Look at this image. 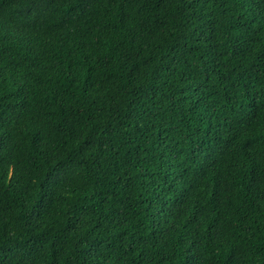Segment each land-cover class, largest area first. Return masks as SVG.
Masks as SVG:
<instances>
[{"label":"trees","instance_id":"1","mask_svg":"<svg viewBox=\"0 0 264 264\" xmlns=\"http://www.w3.org/2000/svg\"><path fill=\"white\" fill-rule=\"evenodd\" d=\"M0 264H264V0H0Z\"/></svg>","mask_w":264,"mask_h":264}]
</instances>
